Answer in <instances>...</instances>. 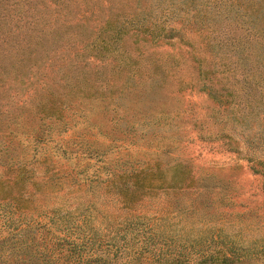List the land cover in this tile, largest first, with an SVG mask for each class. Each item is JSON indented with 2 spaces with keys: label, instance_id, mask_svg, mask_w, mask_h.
<instances>
[{
  "label": "rangeland",
  "instance_id": "obj_1",
  "mask_svg": "<svg viewBox=\"0 0 264 264\" xmlns=\"http://www.w3.org/2000/svg\"><path fill=\"white\" fill-rule=\"evenodd\" d=\"M12 1L0 0V14L16 8L17 16L23 18L41 16L42 22L31 31L47 43L51 41L47 50L52 48L55 28L61 35L66 27L71 39L65 48L73 52L104 29L106 20L116 19L117 8L126 16L136 11L127 3L132 0H32L30 10L22 9V2L29 0L10 4ZM205 1L212 13L222 1L210 33L214 40L245 38L248 31L242 25V16L224 17L225 0ZM191 40L196 44L201 38L185 33L180 39L174 36L151 46L133 43L126 37L122 44L132 52L140 45L146 55L166 59L168 65L173 60L181 63L180 74L176 75L179 79L165 83V88L175 89L180 80H186L179 86L182 94L169 92L168 97H173L168 101L171 112L167 123L152 133L160 141L144 139V134L150 132L143 133L137 127L123 135L117 127L109 126L106 115L99 113L94 115L95 125L74 115L66 129L61 121L36 118L35 122H40L37 130L47 134L36 141L30 138L28 150L35 146L38 153L27 163V170L17 174L5 162L0 163V211L15 204L24 210L35 208L30 209L33 214L57 209L74 216L83 211L86 229L96 231L97 236L110 230L112 234L125 219L139 217L164 242L162 250L167 254L180 250L184 257L204 255L213 259L229 255L243 258V264H264V145L256 138L247 139L255 134L253 129L240 131L226 123L223 106L199 89ZM2 44L0 64L9 66L12 60L17 63L15 53L5 56ZM30 57H34L33 51ZM56 57L25 64L21 68L27 77L23 78L25 87H20L21 74L13 73V78L6 72L7 90L0 92V110L17 111L15 107L28 98L31 82L36 84V77L28 78L33 72L43 78L41 86H45L44 79L46 85L58 81L51 71L56 67L51 65ZM82 62L90 65L85 68L92 76L108 72L110 66V61L88 57ZM62 64L60 60L57 66ZM4 117L0 119L2 124L10 122ZM249 123L254 126L253 121ZM19 138L13 140L17 152L27 144V139L22 142ZM9 174L15 175L16 181L6 186L1 182ZM77 176L86 180L80 181ZM19 193L21 197L16 200L7 197Z\"/></svg>",
  "mask_w": 264,
  "mask_h": 264
},
{
  "label": "trees",
  "instance_id": "obj_2",
  "mask_svg": "<svg viewBox=\"0 0 264 264\" xmlns=\"http://www.w3.org/2000/svg\"><path fill=\"white\" fill-rule=\"evenodd\" d=\"M132 1L127 2L135 6L136 11L131 16L122 15L123 10L117 8L116 19L106 20L104 29L73 52L65 48L71 39L66 27L61 35L54 29L52 48L47 50L51 41L47 43L40 34L31 31L42 22L41 16L23 18L17 16L16 8L0 14V44L4 43L5 56L10 53L17 56V63L12 60L9 66L0 64V92L7 90L4 87L6 72L13 78V73L21 74L20 87H25L23 78L26 76L21 68L43 57L48 60L57 56L51 63L56 67L51 71L58 78L50 85H46L44 79L45 86H41L43 78L33 72L28 78L36 77V84L31 82L27 88L28 98H23L22 104L15 107L17 111L0 110V119L5 115L13 124L0 122V163L5 162L8 168L18 171L17 174L27 170V163L38 153L35 146L28 150L30 138L36 141L47 134L45 130H37L40 122H35L36 118L61 121L66 129L74 115L95 125L94 115L99 113L106 115L109 126L117 127L123 135L137 127L143 133L150 132L144 134V139L160 141L152 133L167 123L171 112L168 101L173 97L172 94L168 97L169 92L182 94L179 86L186 80H180L175 89L165 88V83L179 79L176 75L180 74L181 63L173 60L168 65L166 59L146 55L140 45L136 52L128 51L122 45L126 37L133 43L152 46L174 36L180 39L185 33L193 38L198 35L201 40L196 44L191 40L189 46L196 63L195 80L199 89L223 106L225 117L222 119L226 123L240 131L253 129L255 134L247 139L256 138L264 145V18L256 20L264 17V0L223 2L224 17L242 16V25L248 31L245 38L230 36L225 41H216L210 35L222 1L215 7V13L205 0ZM22 3V9L32 8V0ZM32 51L33 58L30 57ZM87 57L110 61L108 72L90 75L85 68L87 64H81ZM60 60L64 64L57 66ZM65 64L68 66L63 68ZM0 105L3 106L1 100ZM101 125L106 127L103 121ZM17 136L22 142L27 139L19 152L13 143ZM64 148L62 151L66 150ZM77 177L80 181L86 180L84 176ZM15 181L16 176L9 174L1 183L10 186ZM7 197L16 200L21 194ZM24 209L15 204L0 211V264H243L244 261L229 255L216 259L204 255L189 258L181 255L180 250L167 254L162 250L164 242H160L148 223L139 217L125 219L112 234L110 230L97 236L96 231L86 229L83 211L73 216L70 211L60 213L57 209L40 214H33L35 208Z\"/></svg>",
  "mask_w": 264,
  "mask_h": 264
}]
</instances>
